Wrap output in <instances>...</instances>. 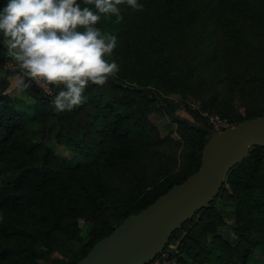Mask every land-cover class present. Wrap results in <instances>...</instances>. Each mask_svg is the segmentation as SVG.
Here are the masks:
<instances>
[{
  "label": "trees",
  "instance_id": "trees-1",
  "mask_svg": "<svg viewBox=\"0 0 264 264\" xmlns=\"http://www.w3.org/2000/svg\"><path fill=\"white\" fill-rule=\"evenodd\" d=\"M139 2L144 5L143 11L121 5V22L117 23L115 16H105L96 25L103 33L118 37L111 59L120 65L119 77L116 74L109 81L122 92L118 97L106 99L94 91L99 86L90 84L85 95L94 110L89 111L90 118L83 125L77 123L66 128L63 120H70L71 112L85 107L87 102L70 112L58 113L53 97L29 88L35 103L33 111L27 113L0 91V264H35L39 247L52 248L49 235L58 226L59 214L63 212V191L83 194L93 212L103 208L102 196L109 191L103 170L122 159H133L140 144L163 141L147 114L158 107L152 101L159 98L164 85L181 77V92L185 94L192 87L201 89L200 72L209 75L207 80L223 83L229 78L224 74L226 69V73L241 74L237 90L244 97L264 94V0ZM78 3L93 7L82 4V0ZM5 4V0H0V9ZM4 57H8L7 49L0 38V64ZM178 64L180 74L176 73ZM17 70L21 71L19 66ZM8 73L0 80V88L4 87ZM146 86L150 96L142 90ZM161 106L180 126L186 125L176 118L174 109ZM261 114L264 112H249L240 121ZM51 116L55 121L49 124V132L55 129L57 134H62L72 153L70 158L58 159L52 155L49 143L30 135L33 121L41 124ZM186 126L200 140L198 150L193 147L190 150L187 169L151 183L154 186L136 209L116 207L121 220L138 212L199 167L201 151L209 136ZM54 184L59 188L55 189ZM223 190L233 200L230 229L235 240L230 241L219 232L228 220L225 212L211 208L214 198L194 214L207 217L201 230L210 234L209 240L202 243V250L195 251L196 264H242L257 247L264 246V147L252 146L247 157L228 171L219 193ZM71 209L75 210V206L71 205ZM76 225L73 220V228ZM113 227L107 232L92 229L94 241L82 256ZM68 237L72 235L69 233ZM181 261L184 263L185 259Z\"/></svg>",
  "mask_w": 264,
  "mask_h": 264
},
{
  "label": "rangeland",
  "instance_id": "rangeland-1",
  "mask_svg": "<svg viewBox=\"0 0 264 264\" xmlns=\"http://www.w3.org/2000/svg\"><path fill=\"white\" fill-rule=\"evenodd\" d=\"M180 66V64L177 65L176 73L180 74ZM17 69L18 65L14 60L4 57L0 64V80L4 73L7 71L9 73L4 78V87H1L0 91L3 90L2 92L13 101L16 107L31 113L35 98L28 90L17 95L11 87V83L20 74ZM226 72L225 69L224 74L229 78L223 83H216L212 78L207 80L209 75H202L200 72L198 85L202 84L201 89L192 87L185 94L181 92L183 84L181 77L160 89L159 98H153L152 101L158 107L147 116L158 129L163 141L158 144L147 142L140 144L137 146L133 159H122L119 164L117 163L118 165L103 170L109 191L102 196L104 204L102 209H95L93 212L83 194H72L69 190L63 191V212L59 214L58 226L49 235L52 248L39 247L35 264H74L82 256L83 251L93 243L92 229H103L107 232L119 223L122 215L116 207L130 206L136 209L139 203L144 202L146 194L154 186L150 185L151 183H157L167 176L187 169L190 163V150L192 147L198 150L200 140L194 131L186 125L180 126L176 120L165 113V106L161 105L174 109L176 115H183L192 120L199 119L217 129L237 124L240 118L249 112H264V94H251L244 97L237 90V82L241 74L234 71ZM117 76L119 77L118 74ZM31 88L35 93L40 92L36 84H33ZM148 89V86L142 88L150 96ZM94 91L106 99L118 97L122 92L109 80L103 86L94 88ZM56 92L54 88L53 94L49 97H53ZM93 110V104L87 102L85 107L72 111L68 116L70 120H63L65 127L70 128L77 123L83 125L84 120L90 118L89 111ZM250 116H254V113ZM54 121V116L45 119L41 124L33 121L30 126V135L34 139L49 143L52 147V155L58 156V159L70 158L72 153L64 144L62 134H57L55 129L49 132V124ZM53 187L58 189L59 185L54 184ZM232 201L228 191L223 190L211 203V208H218L225 212L228 221L219 228V232L230 241L235 240L230 229L233 221ZM71 205L75 206L76 211L71 209ZM206 219V216L198 213L186 220L181 230L173 235L169 241L170 245L165 249L171 264H196L198 255L195 251L202 250V243L208 241L210 237V234H205L201 230V224ZM73 220L76 221V228H73ZM69 233L72 237H68ZM189 245H191L190 248ZM180 257L185 259L184 263ZM242 264H264V246L257 247L249 259Z\"/></svg>",
  "mask_w": 264,
  "mask_h": 264
},
{
  "label": "clouds",
  "instance_id": "clouds-1",
  "mask_svg": "<svg viewBox=\"0 0 264 264\" xmlns=\"http://www.w3.org/2000/svg\"><path fill=\"white\" fill-rule=\"evenodd\" d=\"M7 0L0 9V38L20 74L11 83L17 95L33 84L53 96L56 112L85 104L90 84L103 86L120 71L111 59L118 37L96 25L105 16L123 20L121 5L143 11L139 0Z\"/></svg>",
  "mask_w": 264,
  "mask_h": 264
},
{
  "label": "water",
  "instance_id": "water-1",
  "mask_svg": "<svg viewBox=\"0 0 264 264\" xmlns=\"http://www.w3.org/2000/svg\"><path fill=\"white\" fill-rule=\"evenodd\" d=\"M176 118L209 135L199 167L138 212L127 215L75 264H149L165 249L174 231L218 195L228 171L247 157L249 149L264 147V114L224 129L183 115Z\"/></svg>",
  "mask_w": 264,
  "mask_h": 264
},
{
  "label": "built area",
  "instance_id": "built-area-1",
  "mask_svg": "<svg viewBox=\"0 0 264 264\" xmlns=\"http://www.w3.org/2000/svg\"><path fill=\"white\" fill-rule=\"evenodd\" d=\"M37 88L39 89V91H40L41 94L46 95V96H50L54 92V87L53 88H50L48 93H45L39 86H37ZM168 245H170V243H168L167 246ZM166 247H165V249H166ZM165 249L158 256H156L149 264H171L170 261H169V259H168L169 256L166 253V250Z\"/></svg>",
  "mask_w": 264,
  "mask_h": 264
}]
</instances>
